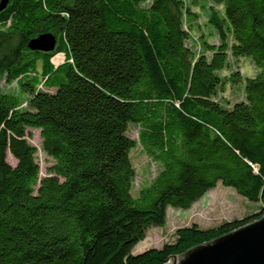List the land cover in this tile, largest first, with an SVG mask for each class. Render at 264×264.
<instances>
[{
    "label": "trees",
    "instance_id": "1",
    "mask_svg": "<svg viewBox=\"0 0 264 264\" xmlns=\"http://www.w3.org/2000/svg\"><path fill=\"white\" fill-rule=\"evenodd\" d=\"M198 3L216 43L194 36ZM44 33L55 48L32 49ZM240 57L253 60L251 77L237 68ZM228 84H243L244 98L224 99ZM29 128L54 159L45 175ZM138 145L159 170L134 192ZM220 182L261 202L260 211L181 227L174 242L133 252L169 207L188 209ZM262 214L264 0H8L0 10V264H165Z\"/></svg>",
    "mask_w": 264,
    "mask_h": 264
},
{
    "label": "rangeland",
    "instance_id": "2",
    "mask_svg": "<svg viewBox=\"0 0 264 264\" xmlns=\"http://www.w3.org/2000/svg\"><path fill=\"white\" fill-rule=\"evenodd\" d=\"M194 8L200 13V17L197 19L200 28L196 29L194 36L198 39L206 36L209 41L218 42V36L214 29L206 23L205 12L200 10L199 3ZM57 61H60V58H57ZM235 61L237 68L244 76L251 77L255 73L256 66L251 58L240 57ZM222 73H227V71ZM1 84L6 91H19L17 82L9 85L2 81ZM45 89L49 90L48 88ZM221 96L229 103L243 99V84H228L222 91ZM138 130L139 127L132 124L128 134L137 137ZM28 131L30 133L29 141L38 148L36 156L40 165V174L45 175L48 168L54 163V159L47 156L41 149V131L35 128H29ZM131 158L137 170L134 187V192H136L143 183L150 181L156 175L159 167L151 161L140 145L132 149ZM7 159L12 164L16 162L10 153H8ZM260 205L261 202H252L237 193L233 187L225 186L220 182L188 209L169 207L164 224L149 227L146 230L145 237L134 247L133 252L139 253L151 247L160 248L165 243L174 242L177 238L176 231L181 227L195 224L200 228H210L216 227L225 221L246 218L259 212Z\"/></svg>",
    "mask_w": 264,
    "mask_h": 264
},
{
    "label": "water",
    "instance_id": "3",
    "mask_svg": "<svg viewBox=\"0 0 264 264\" xmlns=\"http://www.w3.org/2000/svg\"><path fill=\"white\" fill-rule=\"evenodd\" d=\"M8 0H0V10ZM56 38L44 33L29 42L35 50L52 51ZM165 264H264V214L210 241L197 244Z\"/></svg>",
    "mask_w": 264,
    "mask_h": 264
}]
</instances>
